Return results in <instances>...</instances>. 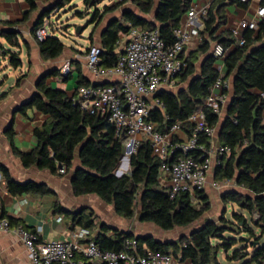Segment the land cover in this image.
I'll use <instances>...</instances> for the list:
<instances>
[{"label":"trees","instance_id":"obj_1","mask_svg":"<svg viewBox=\"0 0 264 264\" xmlns=\"http://www.w3.org/2000/svg\"><path fill=\"white\" fill-rule=\"evenodd\" d=\"M28 10L23 14L22 23H26L38 10L37 0H24ZM91 0H84L87 6ZM193 0H121L111 7H106L98 16L92 15L89 23L94 24L93 32L101 23L103 16L113 12L125 3L133 6L141 16L132 11H125L122 22H111L101 37V65L112 68L117 62V42L130 27H142L146 30L158 29L165 44L174 41L173 30L178 28L182 17L188 12ZM235 0H229L233 3ZM72 0H59L47 10H43L30 34L35 38V31L42 26L43 20L53 11L71 3ZM225 0H216L210 6L207 19L203 22L200 33V45L183 58V69L176 77L179 89L176 93L162 90L156 97L163 109H155L149 121L157 125L160 133L180 121H185L193 111L210 94L218 77L214 68L215 59L210 53V44L206 40H218L224 49L234 41L213 38L214 33L224 23ZM152 17V20L149 19ZM99 20L98 22H96ZM0 38L13 49L19 48L20 35L8 28L15 24L0 22ZM52 29V28H51ZM244 43L236 46L226 57L224 66L226 79L232 77V96L225 116H219L205 109L209 124L219 127V143L231 149L227 160L222 162L214 172L215 181H230L244 193L230 190L222 195L224 204L237 206L251 216L252 223L260 229L256 234L247 225L243 215L232 213L233 221L224 215L218 221L204 219L210 210L209 198L204 190L196 193L195 202L188 195L179 194L169 199L166 188L160 184L161 162L151 154L149 142L143 141L137 151L129 158V173L119 178L114 173L123 157V148L115 139L114 127L106 118L89 116L73 105L76 91L68 96L63 91L52 89L44 84L47 76L38 82L37 93L22 108L35 109L47 117L43 127L35 129L37 145L30 153L18 151L9 137L12 153L21 161L24 168L36 167L53 175L67 176L70 180L74 197L94 195L107 205H111L117 216L131 220L137 215L140 223L152 224L164 232L175 228H189L201 221L188 234L181 235L173 242H160L152 237L139 236L140 250L143 247L179 257L181 262L190 264H219L218 253L223 250L228 262L236 264H264V244L260 239L264 235V123L262 112L264 99V20L258 25L256 34L246 32ZM42 60H56L64 51V44L54 35L43 41H37ZM10 67L17 69L21 60L17 52L4 50ZM60 75L57 72L51 76ZM19 80L17 81V83ZM80 87H89L88 83L79 80ZM185 85V87H183ZM5 94L0 95L3 99ZM188 127H185L187 131ZM200 143L209 146V141L202 137ZM79 150V152H78ZM78 155L79 166L74 167ZM64 173H59L60 169ZM0 174L5 182L7 192L12 196L52 195V191L43 183L15 182L8 170L0 163ZM57 213L71 215L77 225L91 229L93 221L90 216L71 214L55 205ZM256 216V217H255ZM10 224H16L10 221ZM247 234L250 242L228 255L236 245L234 239H225L223 234ZM133 235L114 231L112 237L97 235L94 242L104 251H119L125 239ZM256 242H251L252 240ZM215 241L219 243L215 244ZM251 252H248V249ZM81 264H89L81 259Z\"/></svg>","mask_w":264,"mask_h":264},{"label":"built area","instance_id":"obj_2","mask_svg":"<svg viewBox=\"0 0 264 264\" xmlns=\"http://www.w3.org/2000/svg\"><path fill=\"white\" fill-rule=\"evenodd\" d=\"M121 1V0H119ZM246 3L247 0H236ZM207 9L197 11L195 6L185 14L178 28L173 30L174 41L167 45L160 37L159 30H146L142 27H130L117 42V62L112 68L101 65L102 50L98 46H89L85 54L88 72L98 80L97 85L80 87L72 99L73 105L81 112L98 118H106L114 127V136L123 148V157L115 171L119 178L128 174V161L143 141L149 142L151 154L161 162L160 184L173 200L179 194H186L195 202L196 193L204 190L209 173L220 166L230 156L227 146H213L216 127L209 124L205 109L221 116L227 103L230 81L218 70L210 94L185 120L173 123L165 133H160L157 125L149 121L151 112L163 109L156 95L162 90H172L176 77L183 69L184 48L189 42L187 26L197 18L202 24L207 19ZM257 21L242 20L231 27L233 37L239 45L244 40L242 31L258 30L264 19V5L256 12ZM52 35L49 18L35 31L37 41H43ZM215 60H222L226 50L216 44L212 50ZM66 73V70H64ZM264 98V94H263ZM188 127L187 131L185 127ZM183 134L184 139L180 138ZM204 137L209 146L200 143ZM127 167L122 170V163ZM59 173L63 174L61 168ZM228 183L216 184L221 188ZM256 217V216H255ZM57 222L61 218L56 219ZM0 232L15 235L24 245L29 264H81L85 259L89 264H176L179 257L151 251L145 247L140 250L137 238L125 239L119 251H104L94 242L88 229L80 228L72 233L69 241L56 240L42 242L39 231H29L22 224L11 226L2 216L0 204Z\"/></svg>","mask_w":264,"mask_h":264},{"label":"crops","instance_id":"obj_3","mask_svg":"<svg viewBox=\"0 0 264 264\" xmlns=\"http://www.w3.org/2000/svg\"><path fill=\"white\" fill-rule=\"evenodd\" d=\"M58 1L59 0H37L38 10L31 15L30 19L26 23H22L23 14L28 10V6L25 1L0 0V22L15 24V27L8 28L17 31L20 35V47L15 49L14 52H17L20 56L22 50H25V55L28 60L27 69H21V72L18 73L15 82L12 85L6 88L3 81L0 82V95L5 94V97L0 99V163L8 170L11 178L15 182L25 183L31 181L35 183H43L53 193L52 195L46 196H35L29 194L12 196L7 192L5 182L0 174V204L2 216L9 222H16V224H10L11 226L22 224L29 231H39V240L42 242L56 240L69 241L72 239V233L83 227L77 225L73 216L57 213L55 211V205L57 204L61 209L71 214L78 213L90 216L93 221V226L88 230L93 238L100 234H103L106 237H112L115 230L119 231L120 224L123 220L116 215L114 208L111 205L105 204L94 195L74 197L71 190L70 180L67 176L53 175L46 170H39L36 167L24 168L21 161L12 153L9 144V137L11 136L14 147L22 153H30L37 145L36 138L34 137V131L35 129L43 127L47 117L37 112L35 109H27L25 113H22L21 108L37 93L38 82L42 76H47L44 81L46 86L63 91L68 94V96H71L78 88H80V79L88 83L89 86L97 85L99 81L96 80L86 69L85 54L88 47L94 45L101 48V37L103 31L111 22H122V15L125 11L129 10L138 16H141L133 6L129 3H125L113 12L107 13L103 16L101 23L93 32L92 40H88L87 47L82 52L65 47L62 55L56 60L44 61L40 57L37 40L30 34V30L35 25V22L38 20L43 10L51 8L53 4ZM215 1L216 0H193L191 5L195 6L197 11L202 9L209 10L210 6ZM228 1L229 0H225L227 5L225 6L223 12L225 17L224 23L218 27L213 35V38H218L219 40L226 39L227 41H234L227 49H225V58L222 60H215L214 63V68L217 70V73L218 70H221L225 78L226 69L224 61L236 46H240L238 38L232 36L230 28L237 26L242 20L257 21L256 12L260 6L264 5V0H247L246 3H239L236 0L233 3H229ZM118 2L119 0H111L108 5H104L101 9H98V7H100L102 3L93 4V2L91 3L90 1L89 5L85 6L88 9L93 7L94 13L95 11H98V16H100L104 8L111 7ZM56 11L57 10L52 13H56ZM50 15L47 18H49ZM184 17L185 15L182 17L181 21ZM149 19L152 20V17H149ZM98 21L99 20L96 22ZM93 27L94 24H92L91 32L93 31ZM2 28L3 27L0 25V30H2ZM51 28L52 31L54 29L57 30V27ZM202 30L203 24L199 18L195 19L192 25L187 26L189 42L184 48V52L181 56L182 58H185L186 55L198 48L201 42L200 33ZM257 31L249 32L256 34ZM246 32L248 31H242L240 33L242 39ZM122 36L123 35L120 37ZM205 37L210 44V53L212 54L213 47L218 43V40H210L207 36ZM2 41L5 40L0 38V46H2ZM2 55L3 59H7L8 61V57L5 56L4 53ZM21 67L23 68V64H21L19 68ZM10 69H12L14 73L18 70L12 67H10ZM64 70H66V73H64ZM53 72H57L60 75L51 76V73ZM227 79L230 81V89L227 92V103L221 116L219 117L220 121L225 116L226 109L232 96V77ZM18 80L19 82L17 83ZM178 89L179 86L177 85L172 90L167 91L176 93ZM263 94L264 93L260 94L262 98ZM262 116L264 123V109ZM216 130V136L212 141V145L222 146L218 140L219 127H216ZM180 138L184 139L183 134H180ZM228 158L229 156H227L223 162ZM79 165L78 155L76 153L74 167H78ZM215 170L216 168L209 173L207 178V191L205 190V193L209 198L210 210L205 215L204 219L211 221L220 220V217L224 215V211L226 212L225 208L227 205H230L231 207L234 206L231 204H224L222 202V195L225 192L235 190L244 193L243 190L236 187L235 184L230 181L223 180V184L226 182L228 183L227 186H222L221 188L215 187L216 184L221 183V181H215L214 179ZM213 190L215 192L219 191L220 193L218 194L219 199L215 203V207L211 204L212 200L208 194ZM58 217L61 218L60 222L56 221ZM156 231L159 230H153L151 227L146 229L138 227L135 235H133L129 229L126 230V233H122H131L134 238L139 236H148L156 240L153 235H149L151 232H155L154 234H156ZM158 238L159 239H157V241L160 242H173L178 240V238L171 239L166 236ZM224 258L226 259V256H224ZM0 264H29L24 245L15 235L11 233L0 232ZM176 264L190 263L186 261Z\"/></svg>","mask_w":264,"mask_h":264},{"label":"rangeland","instance_id":"obj_4","mask_svg":"<svg viewBox=\"0 0 264 264\" xmlns=\"http://www.w3.org/2000/svg\"><path fill=\"white\" fill-rule=\"evenodd\" d=\"M111 0H91V3L93 4L96 3H102L98 9H101L104 5H108ZM94 13V8H87L84 4V0H72L71 3L66 4L64 7L58 9L56 13H52L49 17V22L51 24V27L56 28L57 30L54 29L52 31V35H54L56 38H58L66 48L68 49H73L78 52H82L88 44L89 40V35L92 29V24L89 23L90 19L92 18V14ZM2 46L5 50L14 52L15 49L11 48L5 41H2ZM4 52L0 48V82L3 81L5 84V87L7 88L8 86L12 85L15 82L16 76L18 73L21 72V69H27L28 67V60L25 55V50H22V53L20 54L19 58L22 61L23 68H17L18 70L16 73L12 69H10V65L8 64L7 59H3V54ZM23 71V70H22ZM11 74V75H10ZM185 87V85H183ZM130 169L127 170L129 172ZM208 183V181H207ZM223 184V182L221 181ZM219 183V184H221ZM207 191V184L204 188V191ZM209 191V190H208ZM209 194L211 201V204L213 207H215V203L219 199L218 194L219 191L215 192L214 190L211 191ZM226 212L224 211L225 218L229 221H233L232 219V213L240 214L243 215L246 219L247 225L253 232L256 234V236H260L261 232L260 229L255 226L252 223L251 216L246 213L245 211H241L237 206L231 207L230 205L226 206ZM119 217V216H118ZM215 217V216H214ZM121 218V217H120ZM213 218V217H212ZM122 223L120 224L119 232H125L126 230L129 229L130 232L135 235L137 233V228H153V230H159L156 231L157 233L154 234L155 232L149 233V235H153L154 238L157 240L159 239L158 237H168L171 239H177L179 238L182 234H188L191 229L197 227L199 224H201V221L196 222L194 225L190 226L189 228H175L174 230L170 232H164L160 229H157L152 224H147V223H140L137 219V215L131 219V220H126L122 218ZM125 229V230H124ZM160 232V233H159ZM223 237L225 239H234L237 241L236 245L232 247V249L228 252V255H231L232 252L241 249L245 245L241 242V239H248L249 237L247 234H233L230 232H226L223 234ZM250 242V241H248ZM251 242H256V240H252ZM219 243V241H215V244ZM260 245L264 244V235H262V238L260 239ZM248 252H251V249H248ZM225 253L223 250H221L218 253V260L220 264H231L228 262L225 258ZM236 264V263H232Z\"/></svg>","mask_w":264,"mask_h":264},{"label":"bare ground","instance_id":"obj_5","mask_svg":"<svg viewBox=\"0 0 264 264\" xmlns=\"http://www.w3.org/2000/svg\"><path fill=\"white\" fill-rule=\"evenodd\" d=\"M127 167V161L124 160V162L122 163V170H125V168Z\"/></svg>","mask_w":264,"mask_h":264},{"label":"water","instance_id":"obj_6","mask_svg":"<svg viewBox=\"0 0 264 264\" xmlns=\"http://www.w3.org/2000/svg\"><path fill=\"white\" fill-rule=\"evenodd\" d=\"M218 135H219V133H218ZM78 152H79V150H78ZM128 164H129V161H128ZM244 240L246 243L249 241L248 239H244Z\"/></svg>","mask_w":264,"mask_h":264}]
</instances>
